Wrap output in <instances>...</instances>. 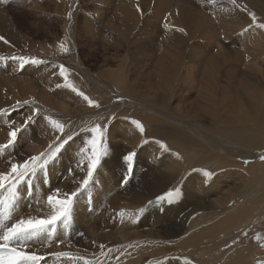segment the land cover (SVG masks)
<instances>
[{
	"label": "rangeland",
	"instance_id": "obj_1",
	"mask_svg": "<svg viewBox=\"0 0 264 264\" xmlns=\"http://www.w3.org/2000/svg\"><path fill=\"white\" fill-rule=\"evenodd\" d=\"M147 1L149 9L144 10L143 18L149 24L148 32L145 33V36L149 37L148 39L151 41V39L155 38L157 34L156 28L162 27V25L168 21V19L170 18V13H165V11H162V9V12H160V10H158V8H160L159 5L158 8L154 5L156 0ZM241 2L245 4L244 8L248 9L250 13H254L257 18H261L264 20V6L261 0H241ZM125 3V0H0V37H3L9 42L8 44H5L2 40H0V78L3 84L5 81L7 84L9 79L14 78L13 80H15L18 87V89H14L11 92L10 86L6 85L8 87L4 88V91H0L3 98H5V101H7L6 103L3 102V105L0 108V110H4L0 111V127L3 128L9 127V125L15 126L21 124L24 120L23 118L31 115L33 107L40 109V115L32 122L27 130L19 135V138L17 140L18 144H15V147L12 148L11 151L7 150L6 154L0 155V159L2 161L6 160L3 162L4 164H7V162L13 156L16 158V161H22L27 156H29L28 151L33 147L31 145H28L27 142H29L30 144V137L34 139L39 138L37 134L38 129H42L44 125H48L47 121L43 120L45 115H48L53 119H57L64 123L66 125V132H77L80 131V127H86L89 125V123L92 122L105 124L108 122L109 117L114 116L115 119L118 117H127L128 115L117 116V113H122L121 110H131V108L137 106V103L135 104L134 101H132L133 99L129 98L130 96H127L124 92L126 89H121V87L119 89L118 87H116V82L110 77L118 75V73L120 72V74H123L124 78L126 77L127 82L129 81L130 83L131 76L136 77V75H143L147 71L146 67H143L144 64L142 63L145 60V57L142 58V56H145V52H143L141 56H139V58L137 57L136 59V65L138 67H132L133 64L131 63V61H129V54L131 55V51L130 53L128 52V54L126 53V50H128V48L130 50H133L134 48L131 45L129 47V44L128 47L125 46L127 44V37L123 33V27L119 24L120 18L125 19L128 16V13L125 11L128 10L127 6L125 7V5H127ZM69 15H71V18H69ZM117 15L119 16L117 17ZM148 16L151 19L148 18ZM4 20L6 21L5 26L7 27V29H3L4 26L2 25V22ZM113 20L115 23L113 22ZM154 22H156L157 25H155V27ZM109 27H112V29H110ZM245 28L248 27L244 26L243 24L242 26L233 24V28H231V31H229L228 33L226 32V38H223L224 36H220V40L217 42L219 45L217 46H219V49H221L220 51H224L225 53L239 52L240 55L238 54L239 57L236 61V64L238 65L237 67L239 68L240 72L241 70H243L248 73L249 71L251 73H255L256 75H258V77H260V79H258L260 85L256 84L254 81L248 79L244 75H241L242 72L239 73L241 76L238 75L240 79L238 78V76H236V80H240V82L242 83L248 80L246 83L250 82L252 85H256L257 88H260L263 92L264 89H262V86L264 85V79L261 77H264V62L262 63V60L260 59L254 61V59H250L247 56V52L249 53L248 49H250L248 47L250 46L248 43V37L244 34L245 32H243V29ZM254 28L257 32H259V30H263L260 28L257 29V27H252L250 29L252 30ZM242 32L243 34H241ZM113 33L115 36L113 35ZM152 33L154 34V36ZM230 33H232V35ZM159 34L160 33L157 34L156 40L160 44H155V46L153 47L157 51L160 50V52H165L167 48L161 44L162 42L160 39L162 37H158ZM110 35H112V37H110ZM122 37H124V41L122 40ZM61 43L67 44L69 48L68 53L65 54L60 51L59 45ZM217 48L218 47H216V49L214 48L215 51L213 50V52H216ZM154 51L152 53H154ZM20 56L35 58L36 60L42 61V63H28L24 67H20V62L18 59ZM13 57H17V59H13ZM138 59L140 60L138 61ZM60 64H64L67 68L70 69L69 80L70 82L74 83V85L80 91L84 92L95 101L99 100L100 102L107 98L109 100V103L101 105L99 109H92L87 106V103L81 97L71 92L70 89H66L64 87L57 88V84L63 85V80L58 74V68L54 67L53 65ZM248 65H252L251 67L254 66V69H252L250 66L248 67ZM245 67L251 69L248 70V68ZM138 71H140L142 74H140V72ZM241 77L243 78L241 79ZM141 78L143 80V77ZM110 80L112 81L110 82ZM92 83L95 85L93 86L94 88L92 87L91 89ZM28 84H32V86H29L32 87V90L28 87ZM110 86H114V89L111 90ZM23 87L29 88V90L24 91L27 94L28 98L27 96L25 97L24 94L19 90V88ZM149 93L152 94V91H150ZM95 97H99V99ZM192 97L193 99H195L196 93H193L192 95L187 97L186 102L188 103V100H191V102H195ZM27 99L28 101H34L35 103H29L27 104L28 106H26L25 104H23V101ZM18 101L20 102L19 106H17ZM148 102L150 103V101ZM46 104H52L53 107H48ZM157 104V108L159 107L161 110H164L165 107L163 104L159 102H157ZM61 107H64L68 110L65 111V109H62ZM78 109L79 111H77ZM89 111H92V113L89 114ZM147 112L149 114L153 113L151 111ZM238 113H240V111ZM253 113L254 117H260V114L256 112ZM244 114L248 115L246 112ZM244 114L242 119L247 120ZM230 115L231 114H227V116ZM89 116H91V120L86 119ZM115 119L111 121V124L109 125L110 129L115 123ZM251 119L252 118H249V120L247 121H250ZM125 122L126 124L124 123V125H126L125 127L128 128L127 130H129L130 117H128ZM249 124L247 128L252 129L256 133H258V130L261 128L259 122L256 123L255 121H251ZM144 127L148 130V127L146 125H144ZM25 132L30 133H27V135L25 134ZM128 134H130V136L127 137L120 135L114 139L117 140V142H119L120 140L122 141L120 142V145H117V148L115 147L116 150L123 151L124 146L127 144L126 142L130 139L129 137H132L131 134L133 133ZM24 136L27 139H25ZM123 137L125 139H123ZM1 138L2 137L0 136V141ZM109 139H111L110 136ZM195 139L205 149V152L203 153L204 155L208 156V158L213 159L217 155H219V153L222 154L223 159L219 163L227 167L230 165L228 168H226V170L229 169L228 171H231V173H218L215 168V165L218 164L216 162L215 164H213V162L207 164L206 161L203 163V165H197L195 162L193 163L192 159L193 155L196 154L192 151H186V154L180 153V155L178 154L179 156L177 155V163L173 162L174 167L179 166V172L181 175L175 179L170 188L175 186L182 189L183 185H186L185 182L188 180L189 183L187 184V187H189V192H193V190H196V193L193 192L195 200H192L190 198L188 199V203H190L191 205H195L197 200L204 202V198L210 200L212 196V199L216 200L221 196L223 197L224 194V198L227 196V201L225 200L226 207L224 206V208L222 209H225V212H221L219 214L218 211L213 210L212 213H201L202 211L198 212L197 214L192 213V215L189 216L186 220L181 235L176 234L172 238L167 240L155 239L154 235H158L157 231L160 230V228L161 230L163 228L164 231L171 229L170 224L172 223V220L162 221L161 227L159 228L160 225L158 222V217L159 215L163 214L164 209L166 208L165 204L163 205V207L160 206V210H158L159 208L155 204L154 206H147L148 202H146L145 204L140 206L135 205L130 200L131 190L135 189L134 182L137 178H141L144 174H147V171H139V175L136 176L133 173V175L129 178L128 183L126 185H122L121 178L125 173L121 167L117 168L116 165H112L114 170L112 171L113 174L111 176H113V179L115 181V183L113 184V196L117 197V204H115L114 207L118 208V210H121V208L124 206L126 212L135 214L139 208L147 206L145 207V211L139 215H136L135 219H133L132 217H126L123 219V221L115 214L114 219L112 220L113 225H109L112 230H110L109 227H106L105 229L101 230V236L97 235V237L95 234L90 233L91 230L79 232L78 237H74L73 242L66 248H61V246L57 247L56 243L54 244L53 242L51 245L53 249H47L48 252H46V249L40 252V250L38 249V243L40 242L41 245H43V243L41 242L43 241V238H41L40 241L34 243L32 249L30 250H35L40 253L70 251L75 255H79L80 253L78 252V250L80 249V247L85 246L90 239H96L97 241H99V243L103 242L100 243L101 245L105 246L103 251L99 249L94 251L84 250L83 252V256L90 257L93 255L94 257L86 259L95 261L96 264H130V257L132 255L141 254V251L143 249L142 244L144 243L147 244L145 247L147 255L144 256L146 254L144 253V258L143 260H141L142 262L139 261L138 264H163L167 259H169L168 256L170 255H176V257H172L169 260H174V264H179L181 261H184L182 259V252H184L185 255L188 256V259H190L193 264H260V262H264V247H261V244H264V162H261V160L259 159L260 155H264V147L259 149L247 148L249 153H252V155L250 154L246 158H235L227 155L230 154V146H227V143L218 144L220 150L219 152L218 150H216V143L218 142V139L216 137L214 138L213 136H211L210 138L209 136V138H207L208 141L206 142H202L197 138ZM74 142L75 144L72 143L73 146H75L79 150V148L83 144V139H79L76 141L75 137ZM77 143H79V148ZM232 147L233 150L238 154L240 151L238 146L234 145ZM76 148H69V150L66 152L67 159H72L73 155L77 152ZM222 148H224V150H222ZM226 148L227 151L225 150ZM181 151H183V149H181ZM120 153L122 154V152ZM145 155H148V153H145ZM167 158L169 159L170 157H166V159L164 158L163 160L159 161L155 158V156H153L152 161L153 163H158L160 165V168L161 162L166 161L163 165L165 169L169 167V164L171 162ZM227 160L230 162H228ZM245 160H247L249 163L245 164ZM104 162L105 160L102 161V165L104 167L101 166L97 173L100 174L98 178L101 180L105 178V174L104 172H102V169L106 168L108 170H111L108 167L107 162ZM225 162H227L228 164H225ZM232 162L234 164H237L238 166L232 167ZM67 165L68 164H66V167ZM147 165L149 166L148 162ZM213 170H216V174L218 176ZM205 171H210L214 174L211 180L208 181L203 176V173ZM55 172L56 171H54V174ZM69 172H67L65 175L60 174L61 177H54L53 179H57L58 182H54L52 186H48L45 189L47 190V194L50 189L54 190L56 188H61V185L65 182L64 180L68 181V177L73 180L74 177H72V175H69ZM216 176L219 182L222 181L220 186L221 188L219 189L216 188L217 184L214 185ZM48 179L49 178L47 177V180ZM202 180H204L203 184H206L205 188L198 189L196 187V184H202ZM42 189L44 188L40 186L38 181L36 183V192L29 193L30 197L33 194L34 199L32 198V202H30V200H27L25 206L23 207V210L25 213H27V215H38L34 201L36 196H39L41 194ZM84 192H86L84 196L87 195L89 196V198H92V195L88 193V190H85ZM164 192L165 191H162L160 194H163ZM80 198L82 199V201L87 203L85 197H81L80 195ZM154 199L155 197L152 200ZM99 200L101 202L99 205H97L98 214H101L103 209H109L111 208V206H113L112 204H107L106 202L104 203L105 200H102L101 197L99 198ZM185 200L186 199H183V201ZM30 205L31 207H29ZM87 206L88 205H84L83 208H86L84 210H88L87 212L91 213L89 210H91L92 208L89 209V207ZM234 208H237L239 210L243 208H249L250 212L246 218L241 220V222L227 229H223L222 233L216 236L212 229L213 223L223 221L227 217H230L229 213H231V211L233 212L234 210L232 209ZM228 209L230 210L229 212ZM181 213H183V211ZM155 214L157 216H155ZM195 216L197 217L193 219ZM89 219L90 217L87 216L84 220L89 221ZM121 222L123 224H121ZM167 223L169 224V226ZM125 224L130 227L127 228ZM164 224H166L167 227ZM121 225L124 229L121 227ZM94 226L95 228L98 227V225L96 224ZM132 226H134V228H132ZM222 226L224 227L225 223H222ZM115 229L117 231L119 230L120 232H116ZM152 231L154 233H152ZM202 231L209 232L210 236L204 238L200 244L195 246V243H193L192 246L188 248L191 244V239L194 240ZM106 233L108 235L109 233L112 234V237H117V241L115 237L111 238L110 241L109 236H107ZM124 233H128L129 236L127 234L125 235ZM122 234L124 236V242L121 237H118ZM257 235L261 237L260 241L254 239V237ZM105 237H107L108 239ZM105 240L107 241L105 242ZM187 241H189V244L186 243ZM78 242L81 244L79 245ZM107 244H110L111 246L108 247ZM122 245L124 246L122 247ZM158 249H166L170 254L167 253L159 258L155 255L161 254L156 252L158 251ZM240 250H243L244 252H241ZM150 253H152V255ZM177 257H179V259H177ZM169 260H167L165 264H168ZM46 264H58V262L55 261L54 258H49L47 259ZM65 264H69V262L66 261Z\"/></svg>",
	"mask_w": 264,
	"mask_h": 264
},
{
	"label": "bare ground",
	"instance_id": "obj_2",
	"mask_svg": "<svg viewBox=\"0 0 264 264\" xmlns=\"http://www.w3.org/2000/svg\"><path fill=\"white\" fill-rule=\"evenodd\" d=\"M125 1H126L125 4H127L125 5V7L127 6L128 9L125 11L128 13L129 17L126 15L127 18L125 19L120 18L119 24L123 27V31H124L123 33L127 37V41L125 40L127 44L124 42L126 44L125 46L128 47L129 44V47L131 45L134 48L133 50H130L128 48V50H126L127 51L126 53L128 54V52L130 53L131 51V55L129 54L130 57L128 56L130 58L129 61H131V63L133 64L132 67H138L136 65V61H137L136 59L137 57L139 58V56H141L143 52H145L144 53L145 56H142V58L145 57V60L142 63L144 64L143 67L145 66L147 71L143 75H139V76L136 75V77L130 75L131 76L130 83L129 81L127 82L126 77L124 78L123 74L122 73L120 74V72L118 73V75L110 76L116 82L117 85V86L115 85L116 87H118L119 89L120 87L121 89H126L124 92L126 93L127 96H130L129 98L133 99L132 101H134L135 104L137 103V106L131 108V110H121L122 113H117V116H125V115L128 116L116 118L115 119L116 121H114L115 123L112 125L110 129L109 132V136L111 137V139H109V141L111 140L110 155L106 157L104 160L105 162H107L108 167L111 170H108L106 168L102 169V172H104L105 174L104 175L105 178L102 180L98 178L100 174H96L94 176V182L87 189L88 193L92 195V198H89V196L87 195L84 196L86 192L81 193V197H85L87 203L82 201L80 196L78 197L75 203L76 205H74V213H73L74 218L71 225L68 227L69 229L60 227L49 238L51 241L54 242V244L55 242L63 241V243L60 244L61 248H66L69 244H71L74 240V237L76 236L78 237L79 232H85L91 230L90 233L95 234L97 237V235L101 236L100 233L101 230L105 229L106 227H109L110 230H112L110 226L113 223L112 220L114 219V215L116 214V216H118L117 215L118 212H120L121 210L125 211L124 206L121 208V210H118V208L114 207L115 204H117L116 203L117 197L113 196V192H114L113 184L115 183V181L113 179V176H111L113 174L112 171L114 170L112 165H116L117 168L121 167L125 173V166L123 165L121 157L123 154H126L128 151L135 149L138 153L135 162L134 175L135 176L139 175L140 173L139 171L142 170L147 171V174H144L141 178H137L138 180L136 179V181L134 182L135 189L131 190L130 193L131 202H134L137 205L141 206L146 202H148L150 199H153L154 197L159 195L162 191H166L170 189L175 179L181 175L179 172V166L178 167L173 166V162L174 163L178 162L177 155L178 154L180 155V153L186 154V151H190V152L192 151L196 154L193 155L192 158L193 163L195 162L197 165L198 164L203 165V163L206 161L207 164L210 162H213V164H215L216 162L218 164L215 165V168L218 171V173L226 174L229 172L228 171L229 169L226 170V168H228L230 165L227 167L219 163L223 159L222 154L219 153V155H217L213 159L208 158V156L204 155L203 153L205 152V149L196 141L195 138L201 140L202 142H206L208 141L207 138H209V136L210 138L211 136H213L214 138L216 137L218 139V142L216 143L217 144L216 150H218V152L220 150L218 144L227 143L228 144L227 146H230L229 147L230 154L227 155L235 158L237 157L246 158L248 155L250 154L252 155V153H249L247 148L259 149L264 147V91L262 92L260 88H257L256 85H252L250 82H249L250 84L246 83L248 80L242 83L240 82V80H236L235 78L236 76L240 75L239 73L242 72L241 75H244L248 79L254 81L256 84L260 85V82L258 80L260 79V77H258V75H256L255 73H251L250 71L249 73L243 70H241L240 72L239 68L237 67L238 65L236 64V61L238 60V57L240 55L239 52L225 53L224 51H220L221 49H219V46H217L219 45L217 42L220 40L219 39L220 36H224L223 38H226L225 37L227 36L226 32L228 33L229 31H231V28H233V24L240 26H242L243 24L244 26L247 27L249 26V24L251 23V19L249 16L250 12L248 11V9L247 11L242 10L245 9L244 8L245 4H243L241 0H236V5H234L231 2V0H215L214 3H208V0H156L154 5L157 8L159 5L160 8H158V10H160V12L165 11V13L166 12L170 13V18L168 19V21L165 22L162 25V27L156 28L158 31L154 28L157 34L160 33L158 37L160 38L162 37L160 39L162 42L161 44L167 48L165 52H160V50L157 51L153 47L155 46V44L156 45L160 44L156 40L157 34L155 38L151 39V41L148 39L149 37L145 36L146 35L145 33L148 32L149 24L146 22V20H144L143 16H141V14L136 11L137 4H139V6L143 10H148L149 9L147 5L148 1L147 0H125ZM261 2L264 6V0H261ZM118 16L119 15H117V17ZM148 18L150 17L148 16ZM5 22H6L5 20L2 22V25L4 26L3 29H7V27L5 26ZM257 22L264 23V20L261 18H257ZM154 23H155L154 24L155 27L156 22ZM174 28H183L185 31L181 33L174 30H169ZM110 29H112V27ZM230 34L232 35V33ZM244 34L248 37V43L250 46L248 47L250 49L247 48L249 51V53L247 52V56L250 59L251 58L254 59V61L260 59L262 60L261 62L263 63L264 62V29L259 30V32H257L255 28L252 30L249 29ZM110 37H112V35H110ZM123 39L124 37H122V40ZM216 47H218L216 52H213L214 48L216 49ZM153 51L154 53H152ZM139 60L140 59H138V61ZM249 66L250 65H248V67ZM253 67L251 68L254 69ZM251 68H248V70ZM140 74L142 73L140 72ZM141 77H143V80ZM242 78L243 77H241V79ZM261 78L264 79V77ZM13 79H9L7 84L6 81L3 84L0 78V91H4L3 89L8 86H10L11 92L14 89H18L17 84ZM111 81L112 80H110V82ZM94 85L95 84L92 83L91 89ZM29 86H32V84H28V87ZM262 87H263L262 89H264V85ZM29 88H31L32 90V87ZM29 88L23 87V88H19V90L26 97L27 94L24 91L29 90ZM110 88L112 90L114 89V86H110ZM150 91H152V94L149 93ZM193 93H196L195 99H193L192 97V99L195 100V102H191V100H188L187 103L186 98L192 95ZM95 98L99 99V97H95ZM96 101L100 105L103 104L105 105L109 103V100L107 98L103 100L104 102L103 101L99 102V100ZM148 101H150V103ZM3 102L6 103L7 101H5V98H3L1 93L0 108L3 105ZM157 102L164 105L165 107V108L163 107L164 110H161L159 107L157 108L156 106L158 105ZM47 106L53 107L52 104H48ZM61 108L65 109L64 107ZM67 110L68 109H65V111ZM77 111H79V109ZM147 111H151L153 113L149 114ZM239 111L240 113H238ZM245 112L248 115L244 114ZM253 112L260 114V117H254ZM91 113L92 111L91 112L89 111V114ZM227 114L228 115L231 114V115L227 116ZM243 114L246 116L247 120H249V118L252 119L250 121L242 119ZM90 117L91 116H89L86 119L91 120ZM128 117H130V122H129L130 131L127 130L128 128H126L125 127L126 125H124V123L126 124L125 121ZM133 119L140 121L143 125H146L148 127V130L146 129L145 137H141L138 130H136L135 127L131 124V120ZM251 121H255L256 123L259 122L261 128L258 130V133H256L252 129L247 128L248 124ZM0 129H1L0 136L2 137L0 144H3L7 142V132L10 130V127H3V128L0 127ZM79 132L80 131H77V133ZM27 133L29 134L30 132H25V134ZM128 133H133V134H131L132 137H129L130 139L128 141L126 140L127 144L124 146L123 151L116 150L115 147L117 148V145H120L121 144L120 142L122 141L118 140L119 142H117V140L114 139L120 135L128 137L130 136V134ZM37 134L39 138L34 139L30 137L31 138L30 144L29 142H27L28 145H31L33 147L29 150L30 152L28 151L29 155H35L38 154L40 151H43V149L47 146L48 143L51 142L52 137L55 135L50 125H44L42 129H38ZM86 138H87V134L80 133V135L76 136V141L79 139L84 140ZM25 139L27 138L25 137ZM123 139L125 138L123 137ZM145 139L148 142H152L153 140L154 141L152 143H148V142L144 143ZM157 140L163 141L165 144H167L170 151L161 152L158 145L156 144ZM73 143L75 144V142ZM16 144H18V142H16ZM77 145L79 148V143H77ZM234 145L238 146L240 150L238 154L233 150L232 146ZM71 147L76 148L75 146H73V144H71ZM227 148L225 149L226 151ZM181 149H183V151H181ZM9 150L11 151V149ZM76 150L78 151L77 148ZM222 150H224V148H222ZM66 152H64L61 158L58 159L55 162L54 166L51 167L47 176L49 178L48 183L45 184L43 183L42 179L39 180L40 186L44 188L42 189L40 195H43L45 198L47 196V192H46L47 190L45 189L48 186H52L54 182H58L57 179H53L54 177H61L60 174L65 175L67 172L74 170L75 174L72 175L74 179L71 180L68 177V181L64 180L65 182L61 185L62 187L60 188L62 191L70 192L78 186L76 182L82 179L83 176L85 175L84 172H81L80 170L76 169V162L79 159V157L76 155L77 152L73 155L71 160L67 159ZM120 152H122V154ZM145 153H148V155H145ZM153 156H155V158L159 161L163 160L164 158L166 159V157H170L169 159L167 158L169 161H171L169 167L164 169L163 165L166 161H163L161 162V168H160V165L158 163L156 162L153 163L152 161ZM4 161L6 160L2 161L0 159V171L7 170L8 163L4 164L3 163ZM147 162L149 166L147 165ZM66 164H68L67 167ZM225 164L228 163L225 162ZM234 166H238V165L232 162V167ZM102 167L104 166L102 165ZM216 170L215 171L213 170L215 174H216ZM54 171H56L55 174ZM230 173L231 171L229 172V174ZM217 176L215 177L216 180L214 182V185L217 184L216 188L219 189L221 188L220 186L222 181L219 182ZM203 182L204 180H202L201 182L202 184L199 183L196 184V187L198 189L205 188L206 184H203ZM188 183L189 181L187 180L185 182L186 185H183L182 188L183 196L181 195V198L178 202L172 205L165 204L166 208L164 209L163 214L159 215L158 217V222L160 225L159 228L161 227L162 221L172 220V223L170 224L171 229L164 231L163 228L162 230L160 228V230L157 231L158 235L157 234L156 236L154 235L155 239L167 240L172 238L176 234L181 235L186 220L188 219L189 216L192 215V213L197 214L200 211H202L201 213L204 212L212 213V211L215 210L218 211V213L220 214L221 212L226 211L225 209H224L225 211L222 210L225 206V202L227 201L226 200L227 196L224 198V194L223 197L222 196L219 198L215 197L217 198L216 200H213L212 199L213 196H212L210 200L204 198V202L197 200L195 205H191L190 203H188L189 198L195 200L193 192L196 191L193 190V192L191 191L189 192V187H187ZM100 197L102 198V200L103 199L105 200L104 203L106 202L107 204H112L113 206H111V208L109 209H103L102 213L98 214L97 205H99L101 202L99 200ZM32 198L34 199L33 194L31 197L30 194L29 195L25 194L21 196L20 200L17 203L18 207L16 206L17 212L14 214V218H19V216L21 215H27V213L24 212L23 207L25 206L27 200H30V202H32L31 201L33 200ZM183 199L186 200L183 201ZM84 205H88L87 207H89V209L92 208L91 210H89L91 213H88L87 212L88 210L87 211L84 210L86 209L83 208ZM152 206H154V204ZM156 206L159 208L158 210H160V206L159 205ZM39 207L41 211L38 212V215H42L43 212L46 211V209H44L43 205H39ZM232 210L234 211L233 212L231 211V213H229L230 217H227L223 221H218L213 223L212 229L216 236L220 235L223 229L225 228L227 229L241 222V220L246 218L250 212L249 208H243L240 210L234 208ZM182 211L183 213H181ZM229 211L230 210L228 209V212ZM87 216L90 217L89 221L84 220L86 219ZM155 216L157 215L155 214ZM196 217L197 216H195L193 219H195ZM222 223H225L224 227L222 226ZM95 224L98 225L97 228H95L94 226ZM121 224L123 223L121 222ZM126 224L125 226L129 228L130 226L128 227ZM164 225L166 226V224ZM132 228H134V226H132ZM116 232H120V231L116 230ZM152 233L154 232L152 231ZM124 234L128 235V233H124ZM107 236H109L110 241L111 238L115 237L114 235H113L114 237H112V234L110 233L109 235L107 234ZM209 236H210L209 232L206 231L200 232L194 240L191 239V244L189 245L188 248H190L193 243H195V246L200 244L204 238H207ZM118 237H121V239H123L124 242L123 234L119 235ZM115 239L117 241L118 238L115 237ZM106 241L107 240H105V242ZM100 243L96 239H90L85 246L80 247V249L78 250V252L80 253L79 256H82L84 258L94 257L93 255L90 257L83 256L84 255L83 252L84 250L85 251L99 250L101 245ZM186 243L189 244V241H187ZM38 244L37 245L40 252H42L45 249L46 252H48L47 249L52 248V246L45 248L43 247V245H41L40 242ZM80 244L81 243H79V245ZM146 245H147L146 243L142 244L143 249L141 251V254L139 255L130 254L132 255L129 259V262L131 260L130 264H138L139 261L143 260L144 258L143 255L144 253H146L145 250ZM109 246L111 245L109 244L108 247ZM123 246L124 245H122V247ZM240 251L244 252L243 250ZM156 252L161 253L159 255L155 254L160 258L162 255L167 254L169 251L166 249L164 250L158 249V251ZM150 254L152 255V253ZM146 255L147 253L144 256ZM168 257L170 259L172 257H176V255H170ZM185 258L188 259V256L185 255L184 252H182V259L184 260ZM177 259H179V257H177ZM166 261L163 264H165ZM173 261L174 260H169L168 264H172V263L174 264ZM78 264H83V262L80 261L78 262ZM179 264H183V261H181Z\"/></svg>",
	"mask_w": 264,
	"mask_h": 264
},
{
	"label": "snow or ice",
	"instance_id": "obj_3",
	"mask_svg": "<svg viewBox=\"0 0 264 264\" xmlns=\"http://www.w3.org/2000/svg\"><path fill=\"white\" fill-rule=\"evenodd\" d=\"M215 0H208V3H214ZM236 5V0H231ZM238 6V5H237ZM247 11V9H242ZM136 11L144 15V10L136 5ZM251 23L248 28L243 29V32H247L252 27L264 29V23H258L257 17L254 13H249ZM71 18V15H69ZM167 27V26H166ZM183 33V28L169 29ZM243 32L241 34H243ZM5 44L9 42L0 37ZM59 49L62 53H68L69 48L66 43H61ZM17 59V57H13ZM20 67H24L28 63L38 64L42 61L35 58H28L20 56ZM58 68V74L63 80V85L57 84V88L64 87L70 89L75 95L81 97L89 108L99 109L101 105L91 99L84 92L80 91L74 83L70 82V69L64 64L53 65ZM34 104V101H23V104ZM20 102H17V106ZM4 111V110H0ZM40 115V109L33 107L31 115L24 118L21 124L12 126L9 125L10 130L7 132V142L0 144V155L7 153V150L14 148L19 135L27 130L32 122ZM44 119L50 125L51 129L55 133L51 142L40 151L38 154L29 155L22 161H16L13 156L7 163L8 167L6 171H0V264H46L47 259L54 258L58 264H78L82 261L83 264H96L95 261L88 260L82 256L75 255L70 251H60L52 253H40L32 249L35 242L40 241L43 238V247L48 248L52 245L53 241L49 238L57 231L58 228H68L73 221L74 205L78 197L94 182V176L98 173V170L102 166V161L110 155V141H109V125L115 117H109L108 122L101 124L99 122H92L88 126L80 129V132H66V125L57 119H53L50 116L45 115ZM131 124L140 133L141 137L146 136V129L144 125L138 120H131ZM80 133L87 134V138L83 140L82 146L77 151L76 155L79 159L76 162V169L84 172L85 175L82 179L77 181V187L70 192L62 191L60 188L50 189L46 198L43 195L36 196L35 205L36 211L40 212L39 205H43L46 211L42 215H21L19 218H14V214L17 212V203L22 195L35 193L36 183L39 180H43V183L47 184V176L55 162L61 158L62 154L66 152L71 144L74 142V138ZM148 141L145 139L144 143ZM161 152H169L170 149L163 141H156ZM138 153L135 149L123 154L121 159L125 166V174L121 178V184L126 185L129 178L133 175L135 169V162ZM259 159L264 162V155H260ZM16 161V162H14ZM245 164L249 163L247 160ZM70 175H74L75 171L69 172ZM203 176L211 180L213 173L205 171ZM182 195V189L180 187H172L166 190L163 194L157 195L154 200L150 199L147 206L153 204L163 207L164 204L172 205L178 202ZM145 206V207H147ZM31 207V205L29 206ZM145 207H141L135 214L125 212L121 210L117 215L123 220L126 217H132L135 219L136 215H139L145 211ZM255 240L260 241L259 235L254 237ZM59 247L63 241L55 242ZM104 245H100L101 251L104 249ZM264 247V244H261ZM183 264H193L190 259L185 258ZM264 264V262H260Z\"/></svg>",
	"mask_w": 264,
	"mask_h": 264
},
{
	"label": "crops",
	"instance_id": "obj_4",
	"mask_svg": "<svg viewBox=\"0 0 264 264\" xmlns=\"http://www.w3.org/2000/svg\"><path fill=\"white\" fill-rule=\"evenodd\" d=\"M134 203V202H133ZM135 205H137L136 203H134Z\"/></svg>",
	"mask_w": 264,
	"mask_h": 264
}]
</instances>
